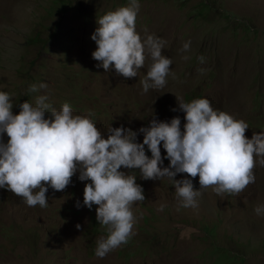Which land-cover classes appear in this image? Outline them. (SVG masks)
Masks as SVG:
<instances>
[{
	"label": "rangeland",
	"instance_id": "374dc122",
	"mask_svg": "<svg viewBox=\"0 0 264 264\" xmlns=\"http://www.w3.org/2000/svg\"><path fill=\"white\" fill-rule=\"evenodd\" d=\"M138 3L137 33L165 41L162 54L172 60L165 87L148 92L141 84L152 63L147 54L132 78L116 74L114 65L105 72L92 57L97 20L129 0H0V91L9 93L13 114L23 102L35 105L46 95L57 110L67 102L73 115L93 113L105 139L109 127L123 126L142 143L139 130L150 126L153 114L166 122L179 116L183 131L179 100L207 98L214 110L244 120L247 138L264 132V0ZM188 41L190 50L184 52ZM41 83L47 88L29 91ZM2 139L7 143L6 133ZM160 148L166 157L162 143ZM145 152L151 158L147 146ZM258 160L255 182L239 195L199 189V177L193 179L202 193L195 208L181 205L170 179L144 180L139 169L122 167L136 176L145 200L133 205V235L104 258L95 255L96 242L108 233L96 220L98 206L83 204L90 181H80L79 171L64 191L48 188L45 208L29 207L0 188V264H264V212L254 210L264 205V166ZM169 163L165 158L161 167ZM184 178L192 179L174 177ZM91 227L98 232L90 234Z\"/></svg>",
	"mask_w": 264,
	"mask_h": 264
},
{
	"label": "clouds",
	"instance_id": "9594fccd",
	"mask_svg": "<svg viewBox=\"0 0 264 264\" xmlns=\"http://www.w3.org/2000/svg\"><path fill=\"white\" fill-rule=\"evenodd\" d=\"M139 8L138 0H129L128 6L108 11L97 20L91 36L97 45L92 57L105 72L114 65L116 74L132 78L144 67L147 54L152 63L141 84L148 92L165 87L172 60L162 54L165 41L155 35L142 39L137 33ZM190 44L185 42L182 51H189ZM198 60L204 63L205 57ZM44 88L47 84H33L29 91ZM47 100L46 95H40L35 105L23 102L19 113L13 114L9 93L0 91V188L22 197L29 207L45 208L48 188L64 191L79 171L80 181H90L83 190V204L89 209L98 206L96 220L108 233L96 242L99 258L128 242L135 224L133 205L145 200L136 176L121 171L122 167L139 169L144 180L170 179L181 205L195 208L196 198L202 194L193 186L197 176L199 189L212 187L217 195H239L255 182L257 158L264 166V132H253L251 139L247 138L249 125L214 110L207 98L187 103L179 100V110L185 113L183 131L179 116L166 122L153 114L150 126L139 130L144 134L142 143L137 142V132L123 126L109 127L105 139L91 118L93 113L73 115L69 103L57 110ZM45 113L50 117L45 118ZM5 133L7 143L2 139ZM161 143L166 150L164 158ZM165 158L169 166L161 167ZM177 174L192 179L176 180ZM76 206L80 207L79 201ZM254 210L259 215L264 205ZM76 227L80 229L79 224Z\"/></svg>",
	"mask_w": 264,
	"mask_h": 264
},
{
	"label": "trees",
	"instance_id": "16d2710c",
	"mask_svg": "<svg viewBox=\"0 0 264 264\" xmlns=\"http://www.w3.org/2000/svg\"><path fill=\"white\" fill-rule=\"evenodd\" d=\"M61 3H62V2H61ZM58 5H59V4H55V8H57ZM63 5H64V4H61V5L59 6V8L57 9V11H59V9H60ZM62 8H63V7H62ZM91 221H92L93 223L95 222L94 219H91ZM91 229H92V230H89V229H88V231L90 232V234H95V233L98 232L97 229H96V227H95L96 231H95V229L92 228V227H91ZM93 239H94V238H93Z\"/></svg>",
	"mask_w": 264,
	"mask_h": 264
},
{
	"label": "bare ground",
	"instance_id": "6f19581e",
	"mask_svg": "<svg viewBox=\"0 0 264 264\" xmlns=\"http://www.w3.org/2000/svg\"><path fill=\"white\" fill-rule=\"evenodd\" d=\"M94 212V211H93Z\"/></svg>",
	"mask_w": 264,
	"mask_h": 264
}]
</instances>
